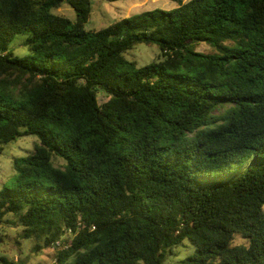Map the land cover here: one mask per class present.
Wrapping results in <instances>:
<instances>
[{
	"label": "trees",
	"instance_id": "16d2710c",
	"mask_svg": "<svg viewBox=\"0 0 264 264\" xmlns=\"http://www.w3.org/2000/svg\"><path fill=\"white\" fill-rule=\"evenodd\" d=\"M178 2L94 30L91 0H0V155L36 138L0 224L51 264H264V0Z\"/></svg>",
	"mask_w": 264,
	"mask_h": 264
},
{
	"label": "rangeland",
	"instance_id": "374dc122",
	"mask_svg": "<svg viewBox=\"0 0 264 264\" xmlns=\"http://www.w3.org/2000/svg\"><path fill=\"white\" fill-rule=\"evenodd\" d=\"M188 2L190 0H182ZM92 14L89 23L86 25L88 29L99 30L109 26L111 23L123 18L132 17L135 14L155 10H170L179 5L178 0H91ZM56 13L75 18V12L69 5H64L58 9ZM9 50L14 56L20 59L29 58L32 53L26 43L23 35L15 36L10 45ZM212 48L206 44L199 45L197 51L207 53L212 52ZM158 54L157 46H148L141 44L129 51L126 55L127 59L134 61L138 66H144L156 59ZM108 97L100 92L99 101L103 104ZM35 137H25L17 142L10 144L0 155V188L8 178L12 175V160L15 157L23 156L27 150L33 148ZM22 227L15 224H0V258H8L12 263L17 264L24 261L27 264H51L56 254V250H44L34 252L33 247L38 244L35 239H22L20 237ZM177 255L168 258L164 264H180V261L192 256L194 247L186 240L184 245L176 250ZM0 264H2L0 262Z\"/></svg>",
	"mask_w": 264,
	"mask_h": 264
},
{
	"label": "built area",
	"instance_id": "2783aa9c",
	"mask_svg": "<svg viewBox=\"0 0 264 264\" xmlns=\"http://www.w3.org/2000/svg\"><path fill=\"white\" fill-rule=\"evenodd\" d=\"M68 248V246L67 245H64L62 242H60V241H58L57 243H56V246H55V250H57V249H67Z\"/></svg>",
	"mask_w": 264,
	"mask_h": 264
},
{
	"label": "water",
	"instance_id": "95a60500",
	"mask_svg": "<svg viewBox=\"0 0 264 264\" xmlns=\"http://www.w3.org/2000/svg\"><path fill=\"white\" fill-rule=\"evenodd\" d=\"M2 241H0V243H1Z\"/></svg>",
	"mask_w": 264,
	"mask_h": 264
}]
</instances>
